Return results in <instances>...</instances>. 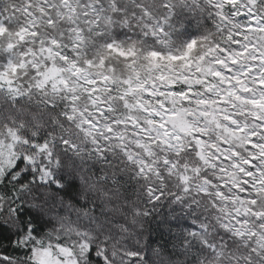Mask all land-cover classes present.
Masks as SVG:
<instances>
[{"label":"snow or ice","instance_id":"snow-or-ice-1","mask_svg":"<svg viewBox=\"0 0 264 264\" xmlns=\"http://www.w3.org/2000/svg\"><path fill=\"white\" fill-rule=\"evenodd\" d=\"M0 264H264V0H0Z\"/></svg>","mask_w":264,"mask_h":264}]
</instances>
